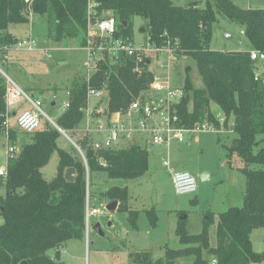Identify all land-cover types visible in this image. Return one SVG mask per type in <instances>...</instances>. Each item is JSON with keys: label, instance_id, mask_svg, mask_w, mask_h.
<instances>
[{"label": "trees", "instance_id": "1", "mask_svg": "<svg viewBox=\"0 0 264 264\" xmlns=\"http://www.w3.org/2000/svg\"><path fill=\"white\" fill-rule=\"evenodd\" d=\"M218 15L242 29L248 51L209 49L212 25ZM31 17L46 22V37L51 42L76 40L81 50L86 45L88 19H112L116 30L112 38L124 41L132 40L134 19H139L142 37L149 36L158 47L169 44L174 62L190 59L194 63L202 88H194L185 77L181 87L184 97L176 108L181 123L192 127L209 122L233 135L223 148L230 168L233 156L240 160L241 166L236 170L244 177L245 188L240 207L217 215L215 243L210 242L211 214L196 235L189 233L186 219H182L174 232L177 249L164 245L162 256L157 258L152 252L129 253L131 263L179 264L181 258H190V264H209L211 259L216 264L261 263L264 254L253 251L250 237L253 231L264 229V76L254 80L263 68L250 60L249 52L264 54V9H242L231 0H188L185 6H177L171 0H0L2 63V57L18 41L8 32L9 27L28 24ZM151 80L146 61L137 63L124 57L113 63L105 57L88 80L83 69V76L74 77L66 88L67 104L54 120L59 131L43 119L36 131L25 134L16 124V129L3 124L6 79L0 73V135H7L12 148L17 147L18 132L27 138L20 142L17 153L7 151L5 176L0 177V264H64L57 255L58 249L68 241H83L85 237L87 186L90 187L92 175L103 173L108 180L125 182L146 173L149 154L138 143L122 149L94 147L95 142L102 140L94 132L96 121L101 119L95 111L84 140L76 142L82 156L72 147L60 148L58 140L61 132L73 139L80 126L85 125L89 102L92 107L98 105L87 98L88 88L107 91L104 114L110 116L126 110L137 98L142 99ZM38 92L43 94L46 90ZM92 101L95 105H91ZM212 104L220 110L222 119L212 113ZM138 135L150 144L146 134ZM129 139L132 142L135 136ZM53 154L61 169L46 181L41 170ZM67 169L73 170L72 182L64 179ZM129 196L128 188L121 184L102 194L109 203H117L115 212L125 214L136 230L138 211L130 210ZM144 214L150 226L155 227L154 210H145ZM49 250L56 251L54 258L47 256Z\"/></svg>", "mask_w": 264, "mask_h": 264}, {"label": "rangeland", "instance_id": "2", "mask_svg": "<svg viewBox=\"0 0 264 264\" xmlns=\"http://www.w3.org/2000/svg\"><path fill=\"white\" fill-rule=\"evenodd\" d=\"M171 1L177 6H185L188 3V0ZM231 1L242 9H264V0ZM141 24L139 19H134L132 42L135 46L142 41L139 32ZM8 30L15 36V40L34 41L36 49L30 52L10 49L6 54L7 61L2 64L0 60L1 72L19 88L28 92L32 98L38 97L36 100L43 104L42 110L51 120L47 121L59 131L54 120L67 99L66 88L76 74L83 72L81 64L85 52L79 48L76 40L61 43L48 40L46 22L39 17H31L29 23L25 25H11ZM209 49L217 52L248 51L249 44L238 25L218 15L216 22L212 25ZM186 76L194 88H202L194 63L190 59L175 61L170 67L172 86L181 88ZM38 89H45L46 92L40 94ZM52 102H55L54 107L51 105ZM15 107L22 111L29 109L28 103L24 101H20ZM211 111L215 117L220 116V110L213 104ZM12 127L15 128L14 123ZM87 132L86 128L81 125L73 139L65 133H60L58 146L64 150L72 147L82 156L76 142L83 141ZM134 136L135 139L132 142L122 137L112 148H126L133 142L140 146L146 144L144 136L138 133H134ZM190 137V142L179 146L186 151L182 159L186 168L182 171L190 173L196 179L198 192L192 195H177L166 168L162 166V162L167 159L169 162L172 155L182 154L181 152L179 154L180 149L177 142H170V151L168 157L165 155L164 160L156 154H151V148L147 146L149 150L148 170L140 178L123 182L108 180L103 173L92 175L90 187L87 186V204L90 208L97 209L98 214L89 219L83 241H68L65 249L64 247L59 249L57 254L59 259L65 260V264H132L128 259L129 253L150 251L154 258L160 257L163 252L161 248L164 245L171 249L178 248L174 228L181 216H185L189 233L196 235L200 233L207 215L211 214L213 222L210 223L209 230L210 242L213 244L216 217L220 212L240 202V197L244 193L245 180L236 170L241 166L236 156L232 158L233 168H230L227 163L226 150L223 146L229 144L232 136L222 137L221 141H218L213 133H199ZM26 139L18 132L17 147L19 148L20 142ZM2 142H5V148L1 145ZM9 148L12 147L4 133L0 135V170H5L6 154ZM18 148L13 150L18 151ZM199 165L204 166L213 174L211 181L198 180L195 169ZM58 168L57 155L53 154L47 166L41 170L43 178L50 181L56 175ZM124 183L129 185L132 196L136 199L133 205L129 201L130 207L138 211L136 230L131 228L125 214L119 212L109 214L105 210L109 202L102 197V194L107 188ZM205 186L206 189H204ZM2 194L3 190L0 189V195ZM151 209L157 217L155 227L150 226L144 214L145 210ZM108 223H111V226H108ZM94 224L99 225L102 235L92 230ZM251 243L254 252L264 253V229L252 232ZM55 254V250L47 252L50 258H54ZM178 262L179 264H190V258H181ZM258 264H264V262Z\"/></svg>", "mask_w": 264, "mask_h": 264}, {"label": "built area", "instance_id": "3", "mask_svg": "<svg viewBox=\"0 0 264 264\" xmlns=\"http://www.w3.org/2000/svg\"><path fill=\"white\" fill-rule=\"evenodd\" d=\"M90 14V13H89ZM115 25L112 19L90 21L88 19L86 32V45L83 48L85 60L82 67L86 80L90 74L97 71L101 60L107 57L113 63H117L121 58L131 57L137 63L146 61L148 71L152 73V80L147 92L142 99L132 101L126 110L113 113L110 116L104 114L106 110V92L104 89H90L87 91V98L95 100L96 107L87 106L85 110L86 130L89 128L92 113L101 115V119L96 121L94 132L101 135L102 140L94 143L95 148H111L122 137H130L134 133L146 134L151 145L167 144L175 141L183 144L186 139L199 133L223 134V129L216 128L209 122L195 124L192 127L184 126L177 114V106L184 97L181 88L173 87L170 79V67L174 63L173 49L169 44L158 47L150 42L149 36L142 37L139 45L135 46L131 41L113 39ZM18 51H34L36 43L30 39L18 40L11 48ZM121 57V58H120ZM250 60L257 66L263 68V72L258 71L254 80L258 81L264 76V54L257 51L249 52ZM7 56L2 57L5 63ZM3 64V63H2ZM137 71V70H135ZM0 73L6 79V113L4 126H8L10 109L20 101L27 102L29 109L23 111L15 120L17 129L25 134L36 131L43 119L50 120L42 110V103L31 98L15 83H13L3 72ZM51 121V120H50ZM220 122H222L220 120ZM9 148L10 153H17ZM83 158V157H82ZM165 167L168 162H163ZM5 176V170H0V177ZM171 181L177 195H192L197 190L195 178L188 172H171ZM98 214L97 209H92L86 204V228L89 219ZM209 264H216L215 259H211Z\"/></svg>", "mask_w": 264, "mask_h": 264}, {"label": "crops", "instance_id": "4", "mask_svg": "<svg viewBox=\"0 0 264 264\" xmlns=\"http://www.w3.org/2000/svg\"><path fill=\"white\" fill-rule=\"evenodd\" d=\"M8 32L10 33V31L8 30ZM13 35V34H12ZM14 36V35H13ZM15 37V36H14ZM83 51V50H82ZM84 58H85V54H84ZM84 58H83V61H84ZM7 61V60H6ZM82 61V62H83ZM82 65V64H81ZM76 76H78V77H82L83 76V72L82 73H80V74H76L75 75V77ZM24 92H26L24 89H22ZM66 92V91H65ZM54 94H55V92H54ZM66 97H67V92H66ZM38 97L36 96L35 98H33V99H37ZM66 104H67V99H66V101L63 103V105H62V109H61V112L57 115V117L64 111V108H65V106H66ZM17 105V104H16ZM15 105V106H16ZM51 105H52V107H54V105H55V102H52L51 103ZM91 105H95V101H92L91 102ZM13 107V108H11L10 109V112L12 113V115H11V117L9 118V121H8V123L9 124H15V120H16V118L23 112L22 110H19V108L17 109L16 107ZM25 111V110H24ZM221 113H220V116H218L217 118H221ZM56 117V118H57ZM84 127H85V125H83ZM230 135V137L231 136H233L232 134H231V132H229V131H227V132H225L224 134H222V135H219V136H217V139H218V137H219V141H221L220 139L222 138V137H225V136H229ZM130 138V137H129ZM128 138V139H129ZM191 137H188L187 139H186V141L183 143V144H187L188 142H190V139ZM232 138L233 137H231V140H232ZM96 139V138H95ZM5 140V139H4ZM130 140V139H129ZM230 140V141H231ZM5 141H7V140H5ZM170 142H172V141H170ZM170 142H168L167 144H163V145H159V146H150V144L149 143H147L146 142V144L144 145V146H141L142 148H145L146 150H147V152H148V154H149V150H148V148H147V146L148 147H150L151 148V154H156V156H158V157H161V159L163 158V160H164V157H165V155L168 157V154H169V151H170ZM173 143H176V142H173ZM177 145H178V147L179 146H181V145H183V144H178V143H176ZM3 147L5 146V142H2V144H1ZM16 145V144H15ZM18 145V144H17ZM5 148V147H4ZM15 148H17V147H15ZM179 149H180V151H179V154H180V152L182 153L180 156H174V155H172L171 156V159H170V161L168 162V159L167 160H162L163 162H165V161H167L168 162V166L167 167H165L164 165H163V162H162V166L164 167V168H166V170H167V173H168V175H169V177H171L170 175H171V172H174V171H182V169H185L186 168V164L185 163H183L182 162V159H184V157H185V153H186V151H185V149L183 148V147H179ZM5 164H6V162H5ZM148 165H149V158H148ZM47 166V165H46ZM186 172V171H185ZM195 173L197 174V177H198V175L199 174H203V173H205L206 174V176L204 175V178H205V181H211L212 180V178H213V174L208 170V169H206L204 166H196V169H195ZM170 181H171V178H170ZM172 183V182H171ZM244 185H245V181H244ZM122 186H126L127 188H128V191H129V201L132 203V205L133 204H135V198L132 196V192L130 191V189H129V185H127V184H123ZM207 187L205 186L204 187V189H206ZM196 192H198V187H197V190H196ZM242 198H243V194L241 195V197H240V202L238 201V203H236V205H234V206H230V207H228L227 209H229V208H232V207H240L241 205H242ZM129 208H130V210H132V211H136V210H133L131 207H130V205H129ZM226 209V210H227ZM114 213H115V211H114ZM221 213V212H220ZM177 224V223H176ZM176 224H175V228H176ZM203 226V225H202ZM175 228H174V232H175ZM215 229V228H214ZM252 235V234H251ZM250 239H251V237H250ZM215 243V242H214ZM62 247H64V249L67 247V245H66V243L62 246ZM61 247V248H62ZM60 249V248H59ZM59 249H58V252L57 253H59ZM138 252H141V251H138ZM145 252H150V251H145ZM256 253V252H255ZM257 254H264V253H257ZM60 261H62V259H60ZM64 264H65V260H63L62 261Z\"/></svg>", "mask_w": 264, "mask_h": 264}, {"label": "water", "instance_id": "5", "mask_svg": "<svg viewBox=\"0 0 264 264\" xmlns=\"http://www.w3.org/2000/svg\"><path fill=\"white\" fill-rule=\"evenodd\" d=\"M62 134H64L63 132H61ZM61 168L59 167L58 170H60ZM204 175L206 176L205 173L203 174H199L198 175V180L199 181H205V178H204ZM64 179L67 181V182H72L73 181V170L72 169H67L65 171V174H64ZM116 206H117V203L116 202H110L108 203L106 206H105V210L109 213V214H113L115 209H116ZM182 219H185V216H181L180 217V220ZM108 226H111V223H108ZM92 230L95 231L97 234H100L102 235L101 231H100V228H99V225L98 224H94L92 226ZM261 261L264 262V255L261 257ZM22 264H25V263H22Z\"/></svg>", "mask_w": 264, "mask_h": 264}]
</instances>
